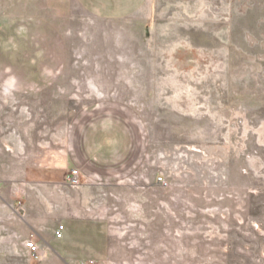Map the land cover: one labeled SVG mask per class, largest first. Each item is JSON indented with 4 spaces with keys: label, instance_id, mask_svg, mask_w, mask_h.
<instances>
[{
    "label": "rangeland",
    "instance_id": "1",
    "mask_svg": "<svg viewBox=\"0 0 264 264\" xmlns=\"http://www.w3.org/2000/svg\"><path fill=\"white\" fill-rule=\"evenodd\" d=\"M118 3L0 0L1 193L95 187L109 254L66 264H264V0Z\"/></svg>",
    "mask_w": 264,
    "mask_h": 264
},
{
    "label": "crops",
    "instance_id": "2",
    "mask_svg": "<svg viewBox=\"0 0 264 264\" xmlns=\"http://www.w3.org/2000/svg\"><path fill=\"white\" fill-rule=\"evenodd\" d=\"M78 1L95 16L121 15L118 0L108 8L101 7V0ZM67 177L44 182L34 173L28 180L7 169V193L0 191V257L5 263L35 259L66 264L108 256L109 234L93 212L101 209L99 192L91 185L71 186ZM59 226L62 237L57 239ZM29 240L39 247L36 257L25 248Z\"/></svg>",
    "mask_w": 264,
    "mask_h": 264
},
{
    "label": "built area",
    "instance_id": "3",
    "mask_svg": "<svg viewBox=\"0 0 264 264\" xmlns=\"http://www.w3.org/2000/svg\"><path fill=\"white\" fill-rule=\"evenodd\" d=\"M159 181H160V179H159ZM67 182L71 186H77V184H78V172L77 171L71 172V174L67 177ZM62 230H63V227L59 226L58 229L54 233V237L57 239H60L62 237ZM25 248L29 251L30 255H32L34 257L39 255V247L37 245H35L31 240H29L25 243Z\"/></svg>",
    "mask_w": 264,
    "mask_h": 264
}]
</instances>
